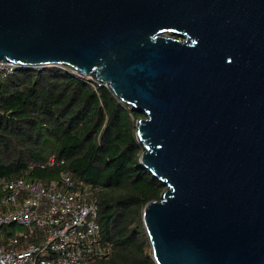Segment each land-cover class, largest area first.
<instances>
[{
	"label": "water",
	"instance_id": "obj_1",
	"mask_svg": "<svg viewBox=\"0 0 264 264\" xmlns=\"http://www.w3.org/2000/svg\"><path fill=\"white\" fill-rule=\"evenodd\" d=\"M0 61L133 111L156 264H264V0H0Z\"/></svg>",
	"mask_w": 264,
	"mask_h": 264
},
{
	"label": "trees",
	"instance_id": "obj_2",
	"mask_svg": "<svg viewBox=\"0 0 264 264\" xmlns=\"http://www.w3.org/2000/svg\"><path fill=\"white\" fill-rule=\"evenodd\" d=\"M143 116L66 67L22 68L0 80V176L49 181L70 171L100 187L98 221L112 253L90 264H156L143 210L165 186L139 162ZM51 157L55 164L29 168Z\"/></svg>",
	"mask_w": 264,
	"mask_h": 264
},
{
	"label": "built area",
	"instance_id": "obj_3",
	"mask_svg": "<svg viewBox=\"0 0 264 264\" xmlns=\"http://www.w3.org/2000/svg\"><path fill=\"white\" fill-rule=\"evenodd\" d=\"M15 71L13 62L0 61V80ZM0 186V264H90L111 255L98 221L100 187L70 171L49 181L0 176ZM16 224L24 230H10Z\"/></svg>",
	"mask_w": 264,
	"mask_h": 264
},
{
	"label": "rangeland",
	"instance_id": "obj_4",
	"mask_svg": "<svg viewBox=\"0 0 264 264\" xmlns=\"http://www.w3.org/2000/svg\"><path fill=\"white\" fill-rule=\"evenodd\" d=\"M143 117H145V116H143ZM10 230H14L15 232H22L24 229L22 226L16 224L15 226L10 227Z\"/></svg>",
	"mask_w": 264,
	"mask_h": 264
}]
</instances>
